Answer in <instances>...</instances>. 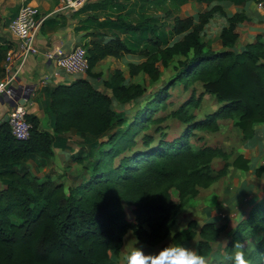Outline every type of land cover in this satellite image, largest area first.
<instances>
[{"label":"trees","instance_id":"1","mask_svg":"<svg viewBox=\"0 0 264 264\" xmlns=\"http://www.w3.org/2000/svg\"><path fill=\"white\" fill-rule=\"evenodd\" d=\"M173 1H179L181 6L188 0ZM256 1L264 5V0ZM216 11L226 15L217 5L198 15L175 16L172 33L177 39L163 46L159 37H149V44L155 49L144 50V60L129 62L132 77L143 72L158 79L162 73L160 64L168 66L177 56L183 57L176 65V75L166 86L149 94L148 101L138 103L147 92L146 85L126 83L120 68L104 80L105 89L91 81L89 77L103 75L97 68L99 61L109 55L120 58L133 50L119 37L107 41L93 39L87 49L88 77L59 83L48 92L53 133L40 128V118L29 112L26 117L32 127L28 139L16 138L7 121L0 124V264H114L112 252H120L129 229L149 245L166 238L178 206L171 187L184 200L195 194L198 187L209 186L218 179L221 172H211L217 150L210 146L195 149L187 138L194 128L212 124L219 116H236L244 137H253L254 125L264 122V42L258 38L244 49L235 50L240 36L237 26L248 19L245 13L237 12L227 18L228 25L220 32L223 48L215 49L205 40L204 30ZM170 14L168 11L167 15ZM122 23L133 32L142 33L150 28L154 33V25L147 21L135 25ZM7 50L8 46L0 45V73ZM190 79L202 81L205 92L222 103L220 108L205 120L195 122L192 115L186 116L185 110L179 108L174 114L191 123L181 137L161 139L152 146L154 138L146 135L145 149L124 155L113 166L112 157L130 140L139 123L145 124L157 106H164L175 85ZM115 102L139 106L136 119L126 130L113 133L108 143L96 142L98 155L90 167L89 178L66 186L50 174L40 177L31 169L30 158L54 154L56 134L75 131L98 139L114 125L123 126L124 119L114 110ZM86 156L94 155L87 152ZM75 160L83 163L85 156L78 155ZM249 164L250 160L242 154L232 162L242 170H248ZM263 174L264 162L256 169L258 177ZM122 198L135 206L133 220L129 219ZM220 229L212 222L204 223L200 233L204 237L209 230L211 238L198 242L199 255L208 254L209 242ZM260 232L262 235L256 240ZM196 234L190 227L176 232L173 240L180 245ZM237 241L245 243L248 264H264V199L238 221L227 243L228 258H234ZM229 264H234V259Z\"/></svg>","mask_w":264,"mask_h":264},{"label":"rangeland","instance_id":"2","mask_svg":"<svg viewBox=\"0 0 264 264\" xmlns=\"http://www.w3.org/2000/svg\"><path fill=\"white\" fill-rule=\"evenodd\" d=\"M182 5L180 6L179 1L173 0H96L95 3L84 0L81 7H84L83 10L87 15L84 20L85 25L77 27L78 30L87 31L80 45L88 49L93 39L107 41L119 37L133 49L132 53H124L120 58L111 55L105 57L101 66L103 75L100 78H93V83L105 89L104 80L113 73L114 69L120 68L124 71L126 83L143 82L146 85L147 92L138 100V103L148 101L149 94L166 86L176 75V65L183 57L177 56L168 66L160 64L162 73L158 79H152L143 72L132 77L128 64L144 60V50L155 49L149 44V37L153 39L159 37L163 46L177 39V36L172 33V26L175 16L182 11ZM168 11H171L170 15H167ZM17 13L18 11L13 18ZM11 21L9 20L6 26ZM122 21L132 25L147 21L154 25L155 28H152L154 33L150 28L142 33L127 30ZM5 33L4 30L0 32L2 47L8 46ZM204 38L207 39L206 33ZM218 38L220 37H213L208 42L217 48ZM240 48L237 47L235 50L240 51ZM169 93L170 96L165 100L164 106H157L151 119L145 124L139 123L136 131L129 136L130 140L120 146L119 152L112 157L113 166H117L124 155L145 149L143 141L146 135L154 138L152 146L161 139L171 141L181 137L191 123H186L182 117L174 114L179 108L182 107L185 110L186 116L192 115V121L195 122L205 120L222 105L214 95L205 92L200 80L190 79L187 83L180 81ZM44 95V112L40 119V128L53 133L54 118L48 109L49 94L44 92ZM138 107L135 104L115 102L114 110L124 119L123 126L114 125L98 139L85 137L75 131L56 134L53 144L54 154L35 155L28 160L29 166L40 177L50 174L56 181H63L66 186L79 184L91 176L90 167L98 155L96 142L108 143L113 133L119 134L126 130L135 121V111ZM187 141L195 149L205 146L215 148L217 154L211 161V172L213 175L221 172V175L209 186L198 187L195 194L184 200H180L178 190L171 187L172 197L177 201L178 206L175 222L166 238L156 245H149L141 242L129 229L125 234L124 245L120 252H112L114 264H127V257L140 244L144 245L146 252H156L165 246H186L199 254L198 242L204 237L211 238L210 229L205 231L204 237L200 233L204 223L207 222H212L216 227L221 228L217 236L209 242L211 248L204 256L207 264H216L217 261L229 264L226 247L235 226L256 202L264 199V174L261 177L256 175V169L264 162V122L256 123L253 137L247 138L237 125L236 116H219L212 124L194 128ZM87 152H93L94 156L87 158ZM240 154L250 160L248 170L238 169L232 165L233 160ZM78 155L85 156L83 163L75 160ZM121 202L129 219L133 220L135 206L128 204L124 198ZM190 227L197 232L196 236L180 245L174 243V234ZM261 235L260 232L256 240Z\"/></svg>","mask_w":264,"mask_h":264},{"label":"crops","instance_id":"3","mask_svg":"<svg viewBox=\"0 0 264 264\" xmlns=\"http://www.w3.org/2000/svg\"><path fill=\"white\" fill-rule=\"evenodd\" d=\"M95 1L91 0V2ZM25 3L37 5L41 15L46 16V19L36 35L38 52L30 55L19 66L16 72L14 88L18 95L32 92L26 105L27 113H33L42 119L44 92H49L50 89L59 83L73 81L65 79L63 75L55 76L54 60L50 59V55L55 53L57 48L69 51L81 44L83 39H85L84 34L87 30H78L77 26L80 25L82 27L85 25L84 20L87 15L85 14L86 11L83 10L84 7H81L82 4L76 7L68 4L67 0H0V32L2 30L6 32L5 36L8 38L7 53L11 50H17L19 41L10 35L8 31L9 25L6 26V23L13 19V16ZM217 5L221 6L222 11L226 15L221 11H216L205 27L204 34L206 33L207 38L205 40L209 41L213 37H220L222 28L228 25L227 18L237 12H243L248 19L237 26L240 36L235 48L241 47L240 49L242 50L248 43L254 42L258 38L264 42V5L261 6L256 0H188L182 5V11L179 16L198 15L200 12L210 10ZM218 41L219 46L215 49H222L221 39L218 38ZM5 58L1 63L2 72L0 73V79H3L6 75ZM104 60L105 58L97 64V68L100 71H102L101 66ZM86 77H88V74L84 78ZM89 78L91 81L93 80L92 77ZM99 88L103 89L102 87ZM11 108L12 105L8 101L0 98V122L5 115H8Z\"/></svg>","mask_w":264,"mask_h":264},{"label":"built area","instance_id":"4","mask_svg":"<svg viewBox=\"0 0 264 264\" xmlns=\"http://www.w3.org/2000/svg\"><path fill=\"white\" fill-rule=\"evenodd\" d=\"M83 1L67 0L68 4L76 7L83 4ZM45 19L46 16L41 15L37 5L25 3L8 27L10 35L19 41V48L8 51L6 55L4 65L6 75L0 79V98L10 100L14 104L8 113L7 122L12 134L18 139L25 140L31 135L32 125L26 117V105L32 92H26L24 95L16 94L14 88L16 72L25 59L38 52L36 35ZM50 59L54 60L56 77L63 75L65 79L75 80L84 78L88 74L87 48L83 45H77L69 51L57 48L55 53L50 55Z\"/></svg>","mask_w":264,"mask_h":264},{"label":"clouds","instance_id":"5","mask_svg":"<svg viewBox=\"0 0 264 264\" xmlns=\"http://www.w3.org/2000/svg\"><path fill=\"white\" fill-rule=\"evenodd\" d=\"M245 243L237 241L234 264H248L244 253ZM127 264H207L204 256L186 246H165L156 252H146L144 245L137 246L127 257Z\"/></svg>","mask_w":264,"mask_h":264},{"label":"water","instance_id":"6","mask_svg":"<svg viewBox=\"0 0 264 264\" xmlns=\"http://www.w3.org/2000/svg\"><path fill=\"white\" fill-rule=\"evenodd\" d=\"M6 101H8V103H10V105H14L12 101H10V100H6ZM3 102H5V101H3ZM7 118H8V115H5V117L2 119V121L0 122V124H2L5 121H7Z\"/></svg>","mask_w":264,"mask_h":264}]
</instances>
